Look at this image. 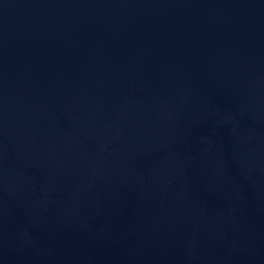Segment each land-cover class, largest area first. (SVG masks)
<instances>
[{"label":"water","instance_id":"obj_1","mask_svg":"<svg viewBox=\"0 0 264 264\" xmlns=\"http://www.w3.org/2000/svg\"><path fill=\"white\" fill-rule=\"evenodd\" d=\"M0 264H264V0H0Z\"/></svg>","mask_w":264,"mask_h":264}]
</instances>
